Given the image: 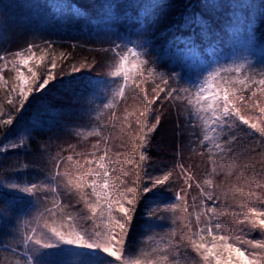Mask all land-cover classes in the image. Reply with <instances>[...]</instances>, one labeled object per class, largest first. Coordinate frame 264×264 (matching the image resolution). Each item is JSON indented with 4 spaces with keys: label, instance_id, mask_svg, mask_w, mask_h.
<instances>
[{
    "label": "trees",
    "instance_id": "obj_1",
    "mask_svg": "<svg viewBox=\"0 0 264 264\" xmlns=\"http://www.w3.org/2000/svg\"><path fill=\"white\" fill-rule=\"evenodd\" d=\"M186 18H200L206 28L202 31L196 23L181 27ZM45 42L53 44L57 57V67L52 69L56 79L30 96L19 113L13 112V125L0 127V146L23 140V147L0 152V185H4L0 188V213H3L0 245L15 244L12 237L17 229L50 202L48 193L29 195L13 191L8 185L42 184L54 171L53 158L58 154L61 157L76 153L87 155L98 142L104 148L101 137L85 135L95 127L97 112L114 86L111 75L114 54L104 49L115 44L135 45L149 60L155 61L157 72L165 78L176 75L181 87L201 82L221 66L244 63L249 70L264 69V0H0V55ZM49 59L46 57L39 69L33 65L41 76ZM5 76H14V73L6 71ZM145 86L151 97V78L146 77ZM3 96L0 92V104H4L7 113L11 106ZM125 107L137 114L141 110L138 101L129 99L127 105L121 102L117 107V117L123 118ZM185 109L183 103L163 99L153 105L150 123H155L158 116L160 124L150 134L145 149L144 183L148 186L152 179L167 172L173 175L165 185L147 194L150 199L138 207L127 244L129 256L137 250L138 241H144L148 235L157 234L160 238L177 230L176 239H179L180 221L173 223V213L161 211L157 217H150L143 206L145 203L153 208H166L175 202V193L183 189L193 225V212L199 211L200 201L205 199L197 184L205 191L220 195L221 189L236 183L235 176L229 178L220 173L212 177L214 189L204 185L211 164L206 153L200 154L197 146L200 129L192 126ZM103 123L111 128L109 146L114 152L119 151L127 129H122L108 115L104 116ZM257 141L258 134H255L247 143ZM238 155L241 162L247 158L243 143ZM181 165L193 177L189 181L191 188L185 184ZM125 170L128 175L122 187H133L136 170L128 165ZM145 214L148 219L143 221ZM246 239L264 240V234L256 230ZM73 252L74 249L67 248L60 256L49 259L73 264L76 260ZM138 252L137 256L141 251ZM180 252V256H170V260L182 261L186 257L188 264L199 260L190 249L183 248ZM5 255L0 252V261ZM146 255L142 257L143 262L156 260L159 254Z\"/></svg>",
    "mask_w": 264,
    "mask_h": 264
},
{
    "label": "snow or ice",
    "instance_id": "obj_2",
    "mask_svg": "<svg viewBox=\"0 0 264 264\" xmlns=\"http://www.w3.org/2000/svg\"><path fill=\"white\" fill-rule=\"evenodd\" d=\"M191 23L199 25L202 31L206 28L200 18H186L181 27ZM104 51L114 54L111 73L114 86L108 90L109 98L97 112L95 127L85 134L101 137L104 148L101 149L98 142L87 155L76 153L61 157L58 154L53 158L54 171L42 184L8 185L13 191L29 195L48 193L50 202L17 229L12 237L15 244L3 242L0 245V252L7 254L0 264H60L49 258L60 256L67 248L74 249L73 264H144L143 251L139 256L128 255L134 217L142 201L150 199L147 194L165 185L173 175L167 172L152 179L148 186L144 183L145 149L150 134L160 124L158 116L155 123H150V117L153 105L162 99L185 104L192 126L200 129L197 146L200 154L208 155L211 164L204 185L214 189L212 177L220 173L229 178L235 176L236 183L221 189L220 195L205 191L197 184L205 199L195 212V231L183 189L175 193V202L166 208L149 210L150 217L170 211L173 223L180 221L179 239H176L177 230L161 236L158 247L153 248L158 258L149 264H188L186 257L182 261L170 260V256H180L183 248L199 257L195 264H264V240L246 239L256 230L264 234V192L257 191L264 190V104L261 103L264 69L249 70L244 63L221 66L201 82L181 87L176 75L165 78L163 73L157 72L155 61L149 60L135 45L115 44ZM46 57L50 59L41 76L33 65L39 69ZM56 67L57 57L51 42L29 44L21 50L0 55V92L11 106L6 113L4 104H0V127L13 125V112L19 113L30 96L56 79L52 71ZM73 70L78 71L75 67ZM6 71L14 76L6 77ZM146 77L153 81L151 97L145 86ZM129 99L138 101L141 110L137 114L125 107L123 118L117 117V107L121 102L127 105ZM105 115L127 129L119 151L114 152L109 146L111 128L103 123ZM255 134L258 141L247 143ZM242 143L247 149L243 162L238 155ZM20 147L23 140L0 146V152ZM125 165L136 170L133 187H122L128 175ZM180 167L187 188H191L192 175L182 165ZM143 206L150 208L147 203ZM257 249L258 252L253 251Z\"/></svg>",
    "mask_w": 264,
    "mask_h": 264
},
{
    "label": "rangeland",
    "instance_id": "obj_3",
    "mask_svg": "<svg viewBox=\"0 0 264 264\" xmlns=\"http://www.w3.org/2000/svg\"><path fill=\"white\" fill-rule=\"evenodd\" d=\"M148 203H149V201H148ZM149 205H150V208H146V210H147V212L146 213H148V211L149 210H151V209H154L152 206H151V204L149 203ZM195 212H197V211H195ZM195 212H193V216H194V222H195ZM158 215V214H157ZM155 217H157V216H155ZM143 218H144V220L143 221H145V220H147L148 219V215L147 214H145L144 216H143ZM144 223V222H143ZM143 223H142V225H143ZM194 223H193V228H194ZM195 227H196V225H195ZM141 229L143 228V227H140ZM167 231V230H166ZM144 232H145V230H144ZM146 236V233L145 234H143V236L142 237H145ZM148 237H150L149 235L148 236H146V240L144 239V241L143 240H140V241H138V243H140V244H137V246H136V249L137 250H134V251H132V253H131V255L130 256H133V257H135V256H137L138 254H139V252L138 251H143V253H145V256H147L146 255V253H148L149 254V252H150V255H153L155 252H153V248H154V246L156 247V245H159V242H160V238L157 236V234H156V236L154 235V236H151V237H155L154 239H156V243L157 244H154L155 242L153 241L154 239H152V240H150ZM148 238V239H147ZM210 239V238H209ZM143 241V242H142ZM154 244V245H153ZM147 245V246H146ZM153 245V246H152ZM149 247V248H148ZM140 249V250H139ZM137 252V253H136ZM136 254V255H135ZM157 258H158V256H156ZM151 261V260H150ZM150 261H148V262H144V264H149V262Z\"/></svg>",
    "mask_w": 264,
    "mask_h": 264
}]
</instances>
